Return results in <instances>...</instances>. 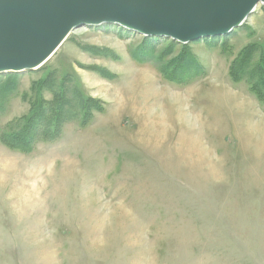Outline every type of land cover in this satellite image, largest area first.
I'll use <instances>...</instances> for the list:
<instances>
[{
	"label": "rangeland",
	"instance_id": "374dc122",
	"mask_svg": "<svg viewBox=\"0 0 264 264\" xmlns=\"http://www.w3.org/2000/svg\"><path fill=\"white\" fill-rule=\"evenodd\" d=\"M262 63L259 5L186 46L82 27L0 75V264H264Z\"/></svg>",
	"mask_w": 264,
	"mask_h": 264
},
{
	"label": "water",
	"instance_id": "95a60500",
	"mask_svg": "<svg viewBox=\"0 0 264 264\" xmlns=\"http://www.w3.org/2000/svg\"><path fill=\"white\" fill-rule=\"evenodd\" d=\"M264 0H0V75L37 71L82 27L181 45L230 36Z\"/></svg>",
	"mask_w": 264,
	"mask_h": 264
},
{
	"label": "trees",
	"instance_id": "16d2710c",
	"mask_svg": "<svg viewBox=\"0 0 264 264\" xmlns=\"http://www.w3.org/2000/svg\"><path fill=\"white\" fill-rule=\"evenodd\" d=\"M148 39V38H147ZM186 46V45H185ZM189 65V63H188ZM190 66L192 67V65L190 64L188 67H187V71H185L184 73H181V72H175L174 74H179V75H184V74H187V77L190 79L196 77V75L198 73H200V68H191L190 69ZM232 72L230 73L231 77L233 78L234 81L236 82H239V80L241 79V76L243 77L242 75V71L240 72L236 66L232 68L231 70ZM171 72V73H173ZM174 74L172 75V77H177V76H174ZM16 74H13V76H15ZM262 77H264V63H262V66H261V70H260V76H259V79H261ZM182 78L181 76H179V80H187L188 78L186 79H180ZM253 92H255L256 96L259 98L260 102H262L264 99H261L260 97H262L261 93L258 91V89L256 88H252ZM264 102V101H263ZM45 109V107H43ZM61 118L60 116V113H58V115H56L54 117V120H59ZM39 121L40 119H33V117H29V119L27 120L25 126L26 128L30 129V131H28L29 135H27V133L25 132V135H21L20 134H14V137H15V140H13L11 143H9V146L13 147L14 149H17V150H20V151H23L25 152L26 150L30 152V148H31V145L33 144V141L35 139H33V132L35 129L33 126H36L37 124H39ZM57 121H54V125L52 128H50V134H49V138H56L54 137L53 135L58 131V125H57ZM50 127V125H48ZM56 127V128H55ZM48 131V130H47ZM10 139V138H9ZM26 151V152H27Z\"/></svg>",
	"mask_w": 264,
	"mask_h": 264
},
{
	"label": "bare ground",
	"instance_id": "6f19581e",
	"mask_svg": "<svg viewBox=\"0 0 264 264\" xmlns=\"http://www.w3.org/2000/svg\"><path fill=\"white\" fill-rule=\"evenodd\" d=\"M69 36H70V35H69ZM69 36H68V37H69ZM68 37L66 38V40L68 39ZM66 40H65V41H66ZM65 41H64V42H65ZM64 42L62 43V45L64 44ZM62 45H61V46H62ZM61 46H60V47H61ZM60 47H59V48H60ZM59 48H58V50H59ZM58 50H57V51H58ZM57 51H56V52H57ZM56 52H55V53H56ZM55 53H54V54H55ZM54 54L51 56V58L54 56ZM47 62H48V61H47ZM47 62H46V63H47ZM46 63H45V64H46ZM45 64H44V65H45ZM44 65H43V66H44ZM43 66H42V67H43ZM172 96H173V95H172Z\"/></svg>",
	"mask_w": 264,
	"mask_h": 264
}]
</instances>
